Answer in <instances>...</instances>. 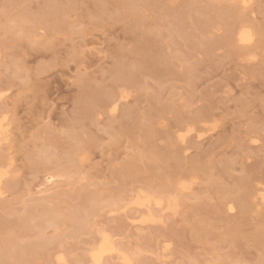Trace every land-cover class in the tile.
Here are the masks:
<instances>
[{"label": "rangeland", "instance_id": "rangeland-1", "mask_svg": "<svg viewBox=\"0 0 264 264\" xmlns=\"http://www.w3.org/2000/svg\"><path fill=\"white\" fill-rule=\"evenodd\" d=\"M0 125V264H264V0H0Z\"/></svg>", "mask_w": 264, "mask_h": 264}, {"label": "bare ground", "instance_id": "bare-ground-1", "mask_svg": "<svg viewBox=\"0 0 264 264\" xmlns=\"http://www.w3.org/2000/svg\"><path fill=\"white\" fill-rule=\"evenodd\" d=\"M234 1H239V3H242L243 5L247 4L249 0H234ZM238 30V34H237V39L239 42L241 43H248L252 40V35L250 33V31L248 30L247 27L244 28V26L242 25L241 28L237 29ZM6 129V128H5ZM2 128H1V125H0V136L3 135L2 134ZM5 132V130H4ZM4 135L6 136V133H4ZM4 137V136H3ZM8 137V136H7ZM1 139V137H0ZM3 139V138H2ZM1 139V140H2ZM8 139V138H6ZM5 140V139H4ZM7 141V140H5ZM4 142V141H3ZM2 145V144H1ZM4 171H0V180H1V176L3 175ZM140 193V192H139ZM2 194V191H1V187H0V195ZM261 198H264V193L261 194ZM152 197L150 195H144L143 198H141L140 194L138 195L137 194V197L135 198V200L133 201V203L138 206V207H142V208H145V210L149 211V208H150V204L151 201H152ZM154 206L155 207H158L159 209L162 208V204H161V200H155L154 201ZM161 206V207H159ZM168 206V205H167ZM171 208L170 205L168 206V209ZM162 210V209H161ZM140 212V211H139ZM146 215V214H145ZM152 215V213H151ZM141 216V215H140ZM148 216V214H147ZM153 216V215H152ZM159 218V217H158ZM147 220H153L152 217H144V218H140V221H147ZM159 220V219H158ZM155 221V220H154ZM140 223V222H139ZM114 251V248L112 247V244L110 242V240L108 239V237L106 235H103L100 240L98 241V243L96 245H94L92 248H91V251H90V257H91V260H92V263L93 264H101L102 263V258L103 256L106 254V253H109V252H112ZM129 259V258H128ZM125 257H123V260L124 261H127L128 260Z\"/></svg>", "mask_w": 264, "mask_h": 264}]
</instances>
